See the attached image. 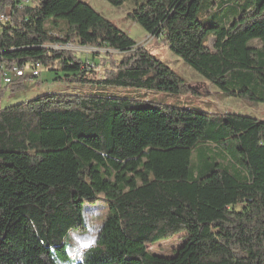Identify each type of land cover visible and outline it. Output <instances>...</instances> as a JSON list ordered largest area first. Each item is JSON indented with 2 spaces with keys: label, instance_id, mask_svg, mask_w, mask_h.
Segmentation results:
<instances>
[{
  "label": "trees",
  "instance_id": "trees-1",
  "mask_svg": "<svg viewBox=\"0 0 264 264\" xmlns=\"http://www.w3.org/2000/svg\"><path fill=\"white\" fill-rule=\"evenodd\" d=\"M135 2L128 19L195 73L264 104V0ZM2 15L0 99L36 79L26 73L36 65L73 85L196 93L82 0H0ZM76 43L113 53L56 49ZM13 68L25 76L5 84ZM213 116L69 94L1 109L0 264H54L53 250L66 259V233L86 230L82 213L101 197L109 213L85 264H264V121ZM207 144L222 153L195 163ZM176 236L172 257L147 249Z\"/></svg>",
  "mask_w": 264,
  "mask_h": 264
},
{
  "label": "rangeland",
  "instance_id": "rangeland-1",
  "mask_svg": "<svg viewBox=\"0 0 264 264\" xmlns=\"http://www.w3.org/2000/svg\"><path fill=\"white\" fill-rule=\"evenodd\" d=\"M82 1L88 3L106 19L112 21L120 30L132 38L138 46L146 47L152 55L170 66L196 90V93L172 95L137 89H104L92 86L73 85L66 81L55 80L56 75L41 67L39 68L41 76L26 81L24 88L17 91L18 93H12L11 89L6 91L4 98L0 99V110L36 99L45 94H69L140 101L144 105H167L188 108L213 114L212 120L219 124L221 123V116L226 113L248 116L264 121V104L250 106L246 101L226 97L215 86L195 73L177 55L172 53L168 47L162 44L160 40L152 38L140 25L128 19L127 14L135 6L136 0H128L121 7H113L105 0ZM213 44L214 40L212 39L208 45L212 47ZM56 49L73 51L80 57H90V54L94 52H100L104 55L113 53L106 50L83 48L77 43L73 46L56 47ZM30 71L31 69H26V73ZM220 153H222V147H217L215 144H207L205 148L198 150L192 158L195 163L202 165L206 158L212 157L214 160H217ZM224 153L227 155L226 151ZM228 159L230 160L229 157ZM85 212L89 213L90 217H93L103 225L109 213V203L101 197L95 206H86ZM180 237L176 236L169 240L160 241L149 245L147 249L155 255L172 257L175 254V250L182 244Z\"/></svg>",
  "mask_w": 264,
  "mask_h": 264
},
{
  "label": "clouds",
  "instance_id": "clouds-1",
  "mask_svg": "<svg viewBox=\"0 0 264 264\" xmlns=\"http://www.w3.org/2000/svg\"><path fill=\"white\" fill-rule=\"evenodd\" d=\"M86 230L81 233L79 230L70 229L64 237L67 245L65 251L67 258L56 255L53 250L54 264H85L87 254L96 247L99 232L102 224L97 222L89 213H82ZM35 228V224H33Z\"/></svg>",
  "mask_w": 264,
  "mask_h": 264
},
{
  "label": "built area",
  "instance_id": "built-area-1",
  "mask_svg": "<svg viewBox=\"0 0 264 264\" xmlns=\"http://www.w3.org/2000/svg\"><path fill=\"white\" fill-rule=\"evenodd\" d=\"M28 2V1H26ZM8 21V18L5 16H0V24H4ZM39 68H41L40 65H36L33 67V69L30 71V74L33 78H38L41 76V73L39 71ZM4 82L5 84H11L15 79L21 78L25 76V72L23 70H19L17 68H13L10 71H7L4 73Z\"/></svg>",
  "mask_w": 264,
  "mask_h": 264
}]
</instances>
